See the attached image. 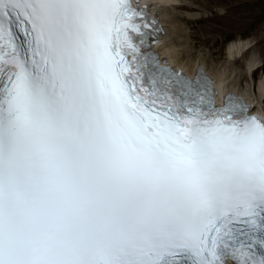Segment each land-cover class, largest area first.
Instances as JSON below:
<instances>
[{
    "label": "snow or ice",
    "instance_id": "1",
    "mask_svg": "<svg viewBox=\"0 0 264 264\" xmlns=\"http://www.w3.org/2000/svg\"><path fill=\"white\" fill-rule=\"evenodd\" d=\"M132 4L0 0V264H264V117Z\"/></svg>",
    "mask_w": 264,
    "mask_h": 264
},
{
    "label": "bare ground",
    "instance_id": "2",
    "mask_svg": "<svg viewBox=\"0 0 264 264\" xmlns=\"http://www.w3.org/2000/svg\"><path fill=\"white\" fill-rule=\"evenodd\" d=\"M197 1L198 0H149L150 6H153L156 9L155 11L158 10L160 13L165 26L166 32L157 46L160 54L167 58L174 67L191 75H195L197 67L202 66L208 75L218 83L217 87L224 93H241L250 100L259 97L263 103L264 80L260 79L259 82L255 80L259 70L255 62L250 61L246 64L245 72L247 73L246 75L251 77L252 82L250 81L251 84H249L250 89L253 88L250 95H247L244 86L239 80H229V78L231 79L232 77H227L226 70L222 72L217 66L215 70L209 68L204 58L197 56L193 51V41L191 40L190 33H186L185 27L192 26L196 23L195 21L202 22V18L200 17L201 13L195 6V2L197 3ZM220 1L223 2L225 0ZM220 1L216 0V2ZM229 1V10L231 9L236 14L237 18L255 15L259 10L264 12V0ZM261 32L264 33V26ZM251 47V42L247 40L232 41L226 48L227 63L233 62L236 64L240 62L239 58H244L243 53L251 49ZM227 80L231 82L228 83Z\"/></svg>",
    "mask_w": 264,
    "mask_h": 264
},
{
    "label": "rangeland",
    "instance_id": "3",
    "mask_svg": "<svg viewBox=\"0 0 264 264\" xmlns=\"http://www.w3.org/2000/svg\"><path fill=\"white\" fill-rule=\"evenodd\" d=\"M220 2L216 0L195 2L201 13L202 22L195 21L192 26L185 27V31L191 35L193 51L197 56L204 58L209 68L215 70L217 66L222 72L226 70V76L232 77L229 80H239L244 86L245 93L250 95L253 88L250 89L251 77L245 72L246 64L250 61L255 62L259 67L255 80L257 82L260 79L264 80V33L261 32L264 26V12L259 10L255 15L238 19L236 14L229 10V0ZM234 40H247L252 44L251 49L243 53L244 58H239L240 62L236 64L227 63L226 60V48ZM229 80L228 83L231 82Z\"/></svg>",
    "mask_w": 264,
    "mask_h": 264
}]
</instances>
